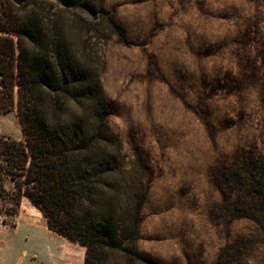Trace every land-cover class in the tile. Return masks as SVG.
Listing matches in <instances>:
<instances>
[{
    "label": "rangeland",
    "instance_id": "1",
    "mask_svg": "<svg viewBox=\"0 0 264 264\" xmlns=\"http://www.w3.org/2000/svg\"><path fill=\"white\" fill-rule=\"evenodd\" d=\"M127 35L100 24L102 82L110 126L126 152L148 160V197L138 247L162 264H213L228 242L252 231L231 218L212 176L219 163L264 155V0H105ZM0 134L23 140L15 109ZM0 194V264H83L85 249L61 244L14 186ZM15 211V214L13 212ZM20 216L18 228H13ZM255 245L241 264H259Z\"/></svg>",
    "mask_w": 264,
    "mask_h": 264
},
{
    "label": "trees",
    "instance_id": "2",
    "mask_svg": "<svg viewBox=\"0 0 264 264\" xmlns=\"http://www.w3.org/2000/svg\"><path fill=\"white\" fill-rule=\"evenodd\" d=\"M102 23L127 43L105 0H0V114L15 109L23 135L0 134V194L11 181L14 204L26 198L50 231L83 246V264H162L138 247L149 164L110 126L99 40H90ZM212 176L221 213L254 222L213 264H241L255 245L264 250V155L219 163Z\"/></svg>",
    "mask_w": 264,
    "mask_h": 264
},
{
    "label": "crops",
    "instance_id": "3",
    "mask_svg": "<svg viewBox=\"0 0 264 264\" xmlns=\"http://www.w3.org/2000/svg\"><path fill=\"white\" fill-rule=\"evenodd\" d=\"M28 201V200H27ZM39 211V210H38ZM40 212V211H39ZM19 220H20V216L17 218V220H16V224H15V226L13 227V228H18V226H19ZM26 222H28L29 224H32V225H34V226H38V227H42V229H44V231L46 232V233H48V235H50V236H53V235H57V234H55V233H53L52 231H50L48 228H47V226H46V224H45V222H41V223H36L35 221H32V220H29V219H27V220H25ZM57 237H58V239H60L59 240V242L61 243V244H63V243H65V241H68L67 239H65L64 237H62V236H59V235H57ZM69 242V241H68ZM69 243H71V242H69ZM71 244H75V243H71ZM83 247V246H82ZM84 248V247H83ZM84 260V259H83ZM77 264H81V261L79 260V262L77 263Z\"/></svg>",
    "mask_w": 264,
    "mask_h": 264
}]
</instances>
